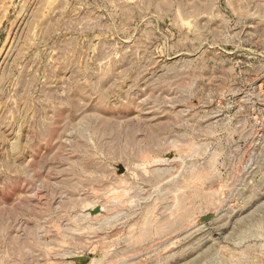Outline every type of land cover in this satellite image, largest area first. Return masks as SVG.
Instances as JSON below:
<instances>
[{"label":"rangeland","instance_id":"rangeland-1","mask_svg":"<svg viewBox=\"0 0 264 264\" xmlns=\"http://www.w3.org/2000/svg\"><path fill=\"white\" fill-rule=\"evenodd\" d=\"M0 264H264V0H0Z\"/></svg>","mask_w":264,"mask_h":264}]
</instances>
